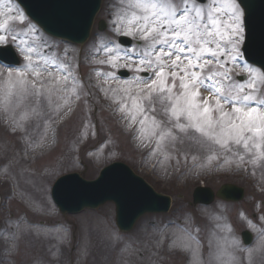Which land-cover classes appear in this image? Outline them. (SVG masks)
Instances as JSON below:
<instances>
[{
	"label": "snow or ice",
	"instance_id": "6c2138e0",
	"mask_svg": "<svg viewBox=\"0 0 264 264\" xmlns=\"http://www.w3.org/2000/svg\"><path fill=\"white\" fill-rule=\"evenodd\" d=\"M108 15L109 34L96 36L84 56L85 64L107 70L92 67L82 77L79 50L46 35L47 25L42 30L20 0H0V116L9 134L27 145L25 155L28 149L52 148L57 127L81 103L86 113L72 147L89 132L95 137L92 113L99 100L90 89H97L154 166L167 171L175 161L179 170L183 161L189 171L251 167L253 175L264 169V14L257 17L244 0H112ZM54 23L71 26L72 18L65 15ZM32 122L37 128L43 124L36 140L27 128ZM28 172L22 168L20 174ZM114 180L119 184L122 178ZM30 206L46 208L31 201ZM202 215L212 227L202 229L185 212L182 222L151 221V231L141 226L126 240L112 232L103 238L113 247L124 241L120 264H135L136 258L158 264L165 244L169 255H183L187 264H255L257 257L264 264V226L247 220L258 234L249 246L220 222L221 216L207 209ZM54 231L68 238L67 229ZM22 235L14 236L7 251L16 250Z\"/></svg>",
	"mask_w": 264,
	"mask_h": 264
},
{
	"label": "rangeland",
	"instance_id": "374dc122",
	"mask_svg": "<svg viewBox=\"0 0 264 264\" xmlns=\"http://www.w3.org/2000/svg\"><path fill=\"white\" fill-rule=\"evenodd\" d=\"M111 2L112 0H101L90 35L84 43L70 44L49 36L61 45L79 50L82 77H86L92 67L107 70L104 66L85 64L84 56L96 36L109 34L108 13ZM99 19L106 22L102 31L97 30ZM90 91L94 92L99 100L92 113L97 135L93 137L89 132L87 139L77 148L72 147V140L80 126L81 117H85L86 109L82 103L72 118L58 127L54 125L57 127L56 144L52 148L37 149L35 153L28 149L26 155L27 145L9 134L4 127L3 117L0 116V264H120L119 249L124 241L113 247L110 239L103 238L106 232L116 233L126 240L138 234L141 226H146L148 231H151V221L162 222L170 218H180L182 222V214L185 212L192 213L202 229L205 226L212 227L213 222L202 215V210L205 209L221 216L220 222L230 225L237 238L243 229H247L253 237L250 245L257 239L258 234L248 228L247 220H251L257 227L264 226V169L257 168L255 175L251 167L247 171H189L181 161L179 170H176L175 161H172L165 171L159 166H154V161L148 159L147 149L141 150L135 146L131 136L124 132L117 123V118L111 115L103 95L97 89ZM27 128L33 140H36L43 130V124L41 122L40 128H37L36 123L32 122ZM105 141L109 143L101 150L100 145ZM9 158L12 163H9ZM112 161L124 162L156 191L169 195L172 203L168 212L143 215L127 233L119 232L115 228L114 205L111 202L104 203L94 210L86 209L73 215H62L58 212L49 196L50 185L56 177L75 171L85 179H93L101 167ZM22 168L29 169V172L21 175ZM26 178H30L32 182L26 183ZM223 183L242 185L245 188L243 199L239 202L218 200L207 207L188 204L192 188L206 185L216 189ZM179 195H182V198H179ZM30 201L44 204L45 211L34 210ZM28 225L32 226L33 231H25ZM58 227L67 229L66 240L61 239L63 232L54 231ZM35 229L41 230L42 233L48 231L49 234L37 237ZM20 233L23 235L16 250L7 251L12 247L14 236ZM140 235L143 239V235ZM204 235L205 232L202 231L201 237ZM147 255L148 253H145V257ZM135 264H145V260L136 258ZM158 264L187 262L183 255H169L165 244V251L158 258ZM255 264H261L259 257L256 258Z\"/></svg>",
	"mask_w": 264,
	"mask_h": 264
},
{
	"label": "water",
	"instance_id": "95a60500",
	"mask_svg": "<svg viewBox=\"0 0 264 264\" xmlns=\"http://www.w3.org/2000/svg\"><path fill=\"white\" fill-rule=\"evenodd\" d=\"M36 0L20 1L22 6L34 15L43 25H47L50 33L68 37L73 41L82 42L86 39L92 18L99 7L100 0H64L72 5H79L81 8L70 15L73 27L54 23L63 16L62 13H54L50 16H43L46 6L42 2L33 5ZM59 0H55V2ZM33 5V6H32ZM32 6V8H31ZM38 6V7H37ZM244 6L257 17L264 14V0H244ZM64 15V16H65ZM105 26L103 21L99 22L98 29ZM43 28V27H42ZM95 180H85L78 174H66L59 177L52 185V199L62 213L78 212L83 208H95L106 201L115 203V223L122 231L131 229L133 222L142 214L148 212H164L168 210L170 200L153 191L143 179L135 175L124 164L115 162L103 167ZM121 177V183L117 184L114 177ZM217 197L227 200H236L242 196V190L234 185L225 184L219 187L215 194ZM193 202L209 203L213 193L208 188H194L192 194ZM248 233L243 232L245 240Z\"/></svg>",
	"mask_w": 264,
	"mask_h": 264
}]
</instances>
